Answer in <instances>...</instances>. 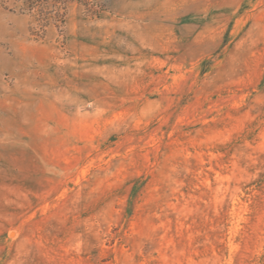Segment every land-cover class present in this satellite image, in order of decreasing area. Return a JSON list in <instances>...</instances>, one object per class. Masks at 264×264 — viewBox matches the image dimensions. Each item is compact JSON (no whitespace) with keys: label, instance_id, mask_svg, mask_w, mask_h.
<instances>
[{"label":"rangeland","instance_id":"1","mask_svg":"<svg viewBox=\"0 0 264 264\" xmlns=\"http://www.w3.org/2000/svg\"><path fill=\"white\" fill-rule=\"evenodd\" d=\"M0 264H264V0L0 8Z\"/></svg>","mask_w":264,"mask_h":264},{"label":"trees","instance_id":"2","mask_svg":"<svg viewBox=\"0 0 264 264\" xmlns=\"http://www.w3.org/2000/svg\"><path fill=\"white\" fill-rule=\"evenodd\" d=\"M43 0H0V8L14 11L27 10L29 12L39 10Z\"/></svg>","mask_w":264,"mask_h":264}]
</instances>
